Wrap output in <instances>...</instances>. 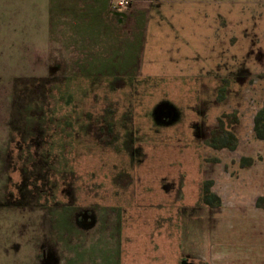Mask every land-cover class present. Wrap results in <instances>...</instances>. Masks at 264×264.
<instances>
[{
  "label": "rangeland",
  "instance_id": "1",
  "mask_svg": "<svg viewBox=\"0 0 264 264\" xmlns=\"http://www.w3.org/2000/svg\"><path fill=\"white\" fill-rule=\"evenodd\" d=\"M72 2L0 0V264H207L206 241L251 240L264 0H131L113 29Z\"/></svg>",
  "mask_w": 264,
  "mask_h": 264
},
{
  "label": "crops",
  "instance_id": "2",
  "mask_svg": "<svg viewBox=\"0 0 264 264\" xmlns=\"http://www.w3.org/2000/svg\"><path fill=\"white\" fill-rule=\"evenodd\" d=\"M78 4H76V2ZM73 6L68 5L67 12L70 15L71 19L80 20V18H84L83 20H87L88 17L93 16L96 18L97 26L98 24H103L106 26H110L112 29L114 28V17L112 14H109L107 6L108 0H73ZM93 13H92V11ZM68 19V16L65 15ZM46 19V22L49 23V30L51 28L50 15ZM64 20L61 21L59 25L60 29V39L62 37ZM68 47V46H67ZM94 49L98 48L99 45L96 43L91 44ZM95 52L93 54L86 53L84 57L87 58L86 66L88 67L91 58L94 57ZM81 64V63H80ZM80 69H84L79 67ZM86 70V69H84ZM263 197V196H261ZM258 199V198H257ZM256 199V200H257ZM256 202V201H255ZM254 206V205H253ZM255 208L260 211H264V208ZM264 223H260L259 226L252 225L251 233L253 234V238L251 240H240V239H225L218 241H206L205 248L207 249V264H264ZM236 233V232H235ZM254 237H257L254 239Z\"/></svg>",
  "mask_w": 264,
  "mask_h": 264
},
{
  "label": "trees",
  "instance_id": "3",
  "mask_svg": "<svg viewBox=\"0 0 264 264\" xmlns=\"http://www.w3.org/2000/svg\"><path fill=\"white\" fill-rule=\"evenodd\" d=\"M254 137L257 140L264 141V108L258 110V112L254 116V126H253ZM236 138L231 132L228 131H217L212 135V145L215 149H228L234 150L236 146ZM202 202L206 206L210 207H218L219 199L210 191L208 187L204 189L202 194ZM256 207L264 208V196L259 197L256 200Z\"/></svg>",
  "mask_w": 264,
  "mask_h": 264
},
{
  "label": "built area",
  "instance_id": "4",
  "mask_svg": "<svg viewBox=\"0 0 264 264\" xmlns=\"http://www.w3.org/2000/svg\"><path fill=\"white\" fill-rule=\"evenodd\" d=\"M131 0H114L110 5V9L113 12L121 13L129 7Z\"/></svg>",
  "mask_w": 264,
  "mask_h": 264
},
{
  "label": "water",
  "instance_id": "5",
  "mask_svg": "<svg viewBox=\"0 0 264 264\" xmlns=\"http://www.w3.org/2000/svg\"><path fill=\"white\" fill-rule=\"evenodd\" d=\"M116 16L125 17L122 13H115ZM158 120L162 121L164 124L169 123L172 121L173 118V112L170 110H166L165 113H159ZM167 120V121H166ZM183 264H186V262H183Z\"/></svg>",
  "mask_w": 264,
  "mask_h": 264
},
{
  "label": "flooded vegetation",
  "instance_id": "6",
  "mask_svg": "<svg viewBox=\"0 0 264 264\" xmlns=\"http://www.w3.org/2000/svg\"><path fill=\"white\" fill-rule=\"evenodd\" d=\"M112 1H114V0H108V3H110V4H109V10H108V12H109L110 14H112L113 17H114L115 19L118 20V23H121L122 20L128 18L127 11H128V9L131 7V4L129 5V7H128L127 9H125L123 12H121L122 14L125 15V17H121V16H116V15H115L116 12H113V11L110 9V5H111Z\"/></svg>",
  "mask_w": 264,
  "mask_h": 264
}]
</instances>
